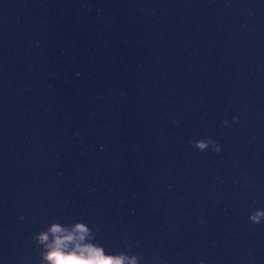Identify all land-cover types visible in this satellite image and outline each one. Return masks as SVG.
Returning <instances> with one entry per match:
<instances>
[{
    "label": "clouds",
    "instance_id": "clouds-1",
    "mask_svg": "<svg viewBox=\"0 0 264 264\" xmlns=\"http://www.w3.org/2000/svg\"><path fill=\"white\" fill-rule=\"evenodd\" d=\"M196 143L201 149L206 146L204 141ZM259 215L258 212L252 219L257 220ZM49 231L53 236L45 254L49 264H125L126 258L123 255H106L98 246L81 243L88 231L83 224L77 223L71 231L58 224H52ZM38 238L41 242L48 240L45 233H41ZM128 264H135V261L130 260Z\"/></svg>",
    "mask_w": 264,
    "mask_h": 264
}]
</instances>
